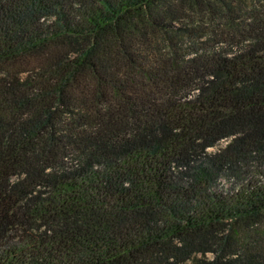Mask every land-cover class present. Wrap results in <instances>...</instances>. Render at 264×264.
I'll list each match as a JSON object with an SVG mask.
<instances>
[{
  "label": "trees",
  "instance_id": "trees-1",
  "mask_svg": "<svg viewBox=\"0 0 264 264\" xmlns=\"http://www.w3.org/2000/svg\"><path fill=\"white\" fill-rule=\"evenodd\" d=\"M0 264H264V0H0Z\"/></svg>",
  "mask_w": 264,
  "mask_h": 264
},
{
  "label": "rangeland",
  "instance_id": "rangeland-1",
  "mask_svg": "<svg viewBox=\"0 0 264 264\" xmlns=\"http://www.w3.org/2000/svg\"><path fill=\"white\" fill-rule=\"evenodd\" d=\"M226 142L225 139L221 140L219 144H224ZM216 149V147H212V148H209V150H214ZM226 177H228V175H225ZM228 180H225L224 177L223 178H220V182L223 183V184H226ZM209 254V253H208Z\"/></svg>",
  "mask_w": 264,
  "mask_h": 264
}]
</instances>
